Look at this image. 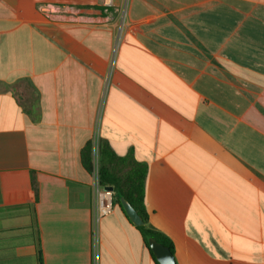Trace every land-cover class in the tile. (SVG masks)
<instances>
[{"label": "crops", "instance_id": "1", "mask_svg": "<svg viewBox=\"0 0 264 264\" xmlns=\"http://www.w3.org/2000/svg\"><path fill=\"white\" fill-rule=\"evenodd\" d=\"M113 3L0 0V264H155L96 219L99 141L146 166L177 264H264V0Z\"/></svg>", "mask_w": 264, "mask_h": 264}, {"label": "trees", "instance_id": "2", "mask_svg": "<svg viewBox=\"0 0 264 264\" xmlns=\"http://www.w3.org/2000/svg\"><path fill=\"white\" fill-rule=\"evenodd\" d=\"M97 153V177L99 185L113 191L115 203L119 205L120 208L119 199L123 198L137 212L143 221V224L141 226H137V228L144 239L146 248L149 250L147 240L152 238L156 242L167 247L173 254V245L170 240L151 230L147 226L148 215L144 203L145 179L147 173L146 166L135 162L131 155L124 157L115 155L107 144L101 141L97 144ZM82 158L89 174L92 175V142H89L82 150ZM31 184L36 197L37 189L33 173L31 177ZM149 252L153 262L158 264L150 250Z\"/></svg>", "mask_w": 264, "mask_h": 264}, {"label": "built area", "instance_id": "3", "mask_svg": "<svg viewBox=\"0 0 264 264\" xmlns=\"http://www.w3.org/2000/svg\"><path fill=\"white\" fill-rule=\"evenodd\" d=\"M101 1V5L103 8L108 9L110 7L114 6V0H100ZM124 7H125V3L122 4L121 8L119 9L118 13L121 17V19L124 16ZM39 12L47 19H54V18H61V17H65L70 10H68L66 7L64 6H59V5H51V4H45V5H40L38 8ZM97 144L98 143H92V150L94 147V152L92 151V162H93V179L95 182V186H93L94 189V194H95V201H96V219H98L99 217H103L108 215L112 209H113V205H114V201H115V197H114V193L111 189L109 188H104L101 187L98 183V177H97V170L95 171L94 168V164H95V157L97 159V163H98V153H97ZM96 155L94 156L93 159V154ZM98 167V166H97ZM96 172V174H95ZM93 182V183H94ZM92 240H93V244L96 243V236L93 232L92 234ZM92 264H96L95 260L93 259V263Z\"/></svg>", "mask_w": 264, "mask_h": 264}, {"label": "water", "instance_id": "4", "mask_svg": "<svg viewBox=\"0 0 264 264\" xmlns=\"http://www.w3.org/2000/svg\"><path fill=\"white\" fill-rule=\"evenodd\" d=\"M119 204L125 216L133 225L141 226L143 224L142 219L128 202H126L123 198H120ZM147 244L149 250L151 251L158 264H177L174 255L169 251L167 247L156 242L152 238H149L147 240Z\"/></svg>", "mask_w": 264, "mask_h": 264}, {"label": "rangeland", "instance_id": "5", "mask_svg": "<svg viewBox=\"0 0 264 264\" xmlns=\"http://www.w3.org/2000/svg\"><path fill=\"white\" fill-rule=\"evenodd\" d=\"M95 164H94V168H95V171L97 170V166H98V163H97V159H96V157H95ZM95 174H96V172H95ZM96 184H95V182L93 183V186H95Z\"/></svg>", "mask_w": 264, "mask_h": 264}]
</instances>
